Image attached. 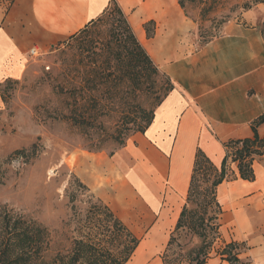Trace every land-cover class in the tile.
Masks as SVG:
<instances>
[{
    "label": "crops",
    "instance_id": "0c3cea01",
    "mask_svg": "<svg viewBox=\"0 0 264 264\" xmlns=\"http://www.w3.org/2000/svg\"><path fill=\"white\" fill-rule=\"evenodd\" d=\"M112 3L172 90L145 132L129 137L104 164L97 161L101 170L85 180L140 240L127 264H164L197 152L220 168L225 144L253 138L252 124L264 115V4L201 45L197 24L178 0H15L0 27V83L23 73L32 49L45 52L69 40ZM258 134L264 138V123ZM227 168L233 179L217 189L222 241L242 244V262L264 264V155L254 161V181L241 179L231 160ZM214 253L206 264H229Z\"/></svg>",
    "mask_w": 264,
    "mask_h": 264
},
{
    "label": "rangeland",
    "instance_id": "374dc122",
    "mask_svg": "<svg viewBox=\"0 0 264 264\" xmlns=\"http://www.w3.org/2000/svg\"><path fill=\"white\" fill-rule=\"evenodd\" d=\"M14 1L0 0V27ZM252 1L186 0L184 9L197 24L198 42L203 44L255 10L257 5L244 8ZM112 24L111 17L79 39L40 52L39 57L29 52L23 73L1 82L0 163L15 151H30L35 145L38 152L34 158L28 154L2 165L0 205L48 228L51 254L69 248L72 238L99 232L106 205L85 179L101 170L97 161L104 164L139 132L144 111H155L171 88L165 74L130 67L127 57L119 62L117 51H112ZM105 58L109 65L101 67ZM138 73L141 82L136 81ZM58 114H77L87 124L80 127L70 120H56ZM97 222L101 223L98 227ZM227 229V235L235 232L233 227L232 232ZM199 245L200 240L189 231L182 232L168 264L184 257L181 249ZM221 247L220 242L214 245L215 250ZM240 248L243 252L244 247Z\"/></svg>",
    "mask_w": 264,
    "mask_h": 264
},
{
    "label": "trees",
    "instance_id": "16d2710c",
    "mask_svg": "<svg viewBox=\"0 0 264 264\" xmlns=\"http://www.w3.org/2000/svg\"><path fill=\"white\" fill-rule=\"evenodd\" d=\"M178 1L184 8L186 0ZM259 4H264V0H253L244 8L249 10L252 6ZM111 17L113 20L111 33L114 41L112 51H117L119 62L124 63V57H127L130 67H143L150 74L157 75L160 72L159 69L139 43L126 16L115 3H112L97 21L92 22L70 39H79L83 34H87L92 27ZM147 30L150 35L151 29L147 27ZM204 44L206 43L201 45ZM108 65V58H105L101 62V67ZM139 75L140 73L135 75L137 82H141ZM8 80L11 79L6 81ZM2 84L0 83V92ZM171 90L172 84L169 92ZM169 92L159 101L157 107ZM144 113L146 116L143 119V124L137 126L140 133H144L151 125L155 111H144ZM56 120H70L74 125L80 127L87 124L85 119L80 118L77 114L70 116L58 114ZM263 123L264 115L253 122V138L234 140L225 144L227 154L220 168L213 165L201 150L197 152L187 202L163 255L164 264L169 263L167 259L170 253L171 256L175 254L173 252L174 243L177 241V236L180 237L184 231H189L198 238L200 245L191 250L181 249L183 252L181 254L184 257L175 258L174 263L177 261V264H183L186 260L187 264H206L212 252L215 251L217 256L229 264H246L239 258L242 244L222 241L220 218L223 209L217 199V189L224 181L233 179L227 168L229 160L237 164L241 179L255 180L254 161L264 155V138L258 134V128ZM37 152L38 146L36 145L30 151L18 150L6 162L0 163V187L4 185L5 178L3 164L28 157V154L34 158L37 156ZM104 209L105 220H101L103 226L99 227V232L94 236L87 234L72 238L69 248L51 254L52 236L48 228L33 219L16 213L6 205H0V264H127L137 250L140 240L107 206ZM100 224L97 222L95 226L98 227ZM221 241L222 247L215 250L214 245Z\"/></svg>",
    "mask_w": 264,
    "mask_h": 264
},
{
    "label": "built area",
    "instance_id": "2783aa9c",
    "mask_svg": "<svg viewBox=\"0 0 264 264\" xmlns=\"http://www.w3.org/2000/svg\"><path fill=\"white\" fill-rule=\"evenodd\" d=\"M30 53H31L32 56H36V57L41 56V53H40V51L38 49H32L30 51Z\"/></svg>",
    "mask_w": 264,
    "mask_h": 264
}]
</instances>
